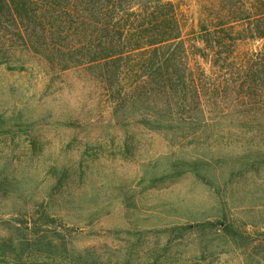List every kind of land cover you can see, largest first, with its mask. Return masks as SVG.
Listing matches in <instances>:
<instances>
[{
  "label": "rangeland",
  "instance_id": "1",
  "mask_svg": "<svg viewBox=\"0 0 264 264\" xmlns=\"http://www.w3.org/2000/svg\"><path fill=\"white\" fill-rule=\"evenodd\" d=\"M247 26L228 62L199 37L177 52L205 72L204 116L180 91H110L106 65H0V264H264V107L248 116L243 87L213 99L207 83L262 49ZM125 58L126 83L148 75Z\"/></svg>",
  "mask_w": 264,
  "mask_h": 264
},
{
  "label": "trees",
  "instance_id": "2",
  "mask_svg": "<svg viewBox=\"0 0 264 264\" xmlns=\"http://www.w3.org/2000/svg\"><path fill=\"white\" fill-rule=\"evenodd\" d=\"M191 2L0 0V65L25 70L34 59H43L60 70L80 66L101 69L106 65L108 71L102 72L101 79L110 91L118 94L134 88L142 93L180 91L185 97L191 94L204 116L205 72L185 73L189 67L177 52H185L187 36L197 40L199 37L204 46L196 47L198 55L212 56L214 65L228 62L237 40L229 32L241 21L248 25L245 29L248 35L243 37L263 39L262 49L238 66L236 81L227 78L223 80L225 83H207L213 99H222L229 84L236 95H240L239 88L243 87L244 94L239 99L257 108L247 112L254 117L258 110L254 105L260 103L264 107V0H253L255 7L248 8H240L244 0H197L200 9L192 7ZM214 2L216 6L230 4V8L214 10L211 8ZM185 6H189L188 12ZM128 25L141 26L132 29ZM136 50L143 57L140 62L148 75L126 83L122 63L128 51ZM110 64L114 66L109 68ZM177 70L184 72L177 74ZM224 114L223 111L216 118Z\"/></svg>",
  "mask_w": 264,
  "mask_h": 264
}]
</instances>
